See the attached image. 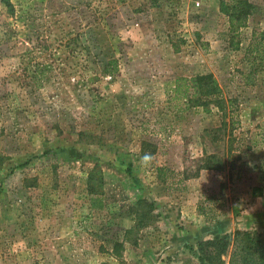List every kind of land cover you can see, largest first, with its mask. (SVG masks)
<instances>
[{
    "label": "rangeland",
    "instance_id": "rangeland-1",
    "mask_svg": "<svg viewBox=\"0 0 264 264\" xmlns=\"http://www.w3.org/2000/svg\"><path fill=\"white\" fill-rule=\"evenodd\" d=\"M237 1L0 0V264H199V242L264 241V68L246 57L264 0H246L238 50L221 12ZM202 74L231 112L169 100Z\"/></svg>",
    "mask_w": 264,
    "mask_h": 264
},
{
    "label": "trees",
    "instance_id": "trees-1",
    "mask_svg": "<svg viewBox=\"0 0 264 264\" xmlns=\"http://www.w3.org/2000/svg\"><path fill=\"white\" fill-rule=\"evenodd\" d=\"M253 5L246 0H240L232 4H224L221 12L228 18L230 24V35L232 45L236 50L239 49V42L235 38L241 29L247 27L250 16L252 15ZM246 57L254 64L261 65L264 68V31H255L251 42L246 50ZM113 64V62L111 63ZM42 74V73H41ZM243 75V74H242ZM246 79V85H254L256 73L250 72L243 75ZM170 101L182 102L187 109L202 110L210 113L215 108L226 111L229 108L231 112V101H226L223 89L218 80L212 74L195 75L192 77H178L175 80L174 89L169 95ZM257 141L252 142L251 146H257ZM232 163L230 169H233ZM206 170L220 171L223 163L214 156H209L205 161ZM133 181L139 182L134 174L129 170ZM158 176L163 178L165 183L172 189L171 185H180L184 183L183 174L174 172L168 168H158ZM170 183V184H169ZM103 186V178L99 172H92L88 180V190L90 194H97V188ZM219 199L215 195L209 196L198 206L200 215L205 217L207 223L215 222L220 215L217 212ZM208 202V203H207ZM205 204L206 206H203ZM216 208V209H215ZM235 216H239L238 208H233ZM211 213H214L211 216ZM232 247V249H230ZM228 264H264V241L258 234L247 231L235 233L232 236H216L213 239L199 242L195 257L199 264H226L224 256L229 255Z\"/></svg>",
    "mask_w": 264,
    "mask_h": 264
},
{
    "label": "clouds",
    "instance_id": "clouds-1",
    "mask_svg": "<svg viewBox=\"0 0 264 264\" xmlns=\"http://www.w3.org/2000/svg\"><path fill=\"white\" fill-rule=\"evenodd\" d=\"M148 159H149V157H148V156H145V157H144V160H148Z\"/></svg>",
    "mask_w": 264,
    "mask_h": 264
}]
</instances>
